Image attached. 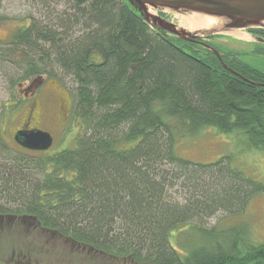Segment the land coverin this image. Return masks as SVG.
I'll return each mask as SVG.
<instances>
[{
	"label": "trees",
	"instance_id": "1",
	"mask_svg": "<svg viewBox=\"0 0 264 264\" xmlns=\"http://www.w3.org/2000/svg\"><path fill=\"white\" fill-rule=\"evenodd\" d=\"M67 1L74 11L60 30L31 20L7 49L27 62L24 81L50 76L47 62L72 77L82 133L72 148L41 151L39 173L16 150L0 166V215L30 218L110 260L264 264V243L246 242L244 225L205 226L220 211L242 213L264 183L230 157L204 164L175 151L178 136L207 126L243 131L264 150V73L156 31L128 0ZM23 47L40 59L19 55ZM183 235L180 251L171 239Z\"/></svg>",
	"mask_w": 264,
	"mask_h": 264
},
{
	"label": "rangeland",
	"instance_id": "2",
	"mask_svg": "<svg viewBox=\"0 0 264 264\" xmlns=\"http://www.w3.org/2000/svg\"><path fill=\"white\" fill-rule=\"evenodd\" d=\"M72 11L73 4L67 0H0V130L10 149L3 150V154H0V166L10 162L17 150L25 153L33 172L39 173V169L34 166L37 164L36 158L43 155L41 151L26 149L15 141L14 133L24 123L28 112L25 108L26 100L21 101L23 89L32 78L27 81L22 79L28 65L24 58L8 53L7 47L12 36L31 20L38 25L60 30V16ZM162 16L192 29L190 25L183 24L186 19L180 13L166 11ZM249 37L246 29H239L219 34L206 43L224 54L226 59L232 57L236 62L264 73V42ZM21 49L19 55H37L36 59H40L38 53H32L24 47ZM47 63L46 69L52 74L45 76L37 90V116L32 119L31 126L52 133L55 140L48 151L55 154L75 146L77 136L82 133V124L74 117L76 83L59 65ZM62 96L66 99L65 106L61 104ZM10 106H18L12 118L13 107ZM4 111L6 114L2 117ZM175 151L181 158L204 164L215 162L224 156L230 157L234 167L264 183V150L251 147L243 131L226 133L214 126H207L194 135L178 136ZM5 201H1V204L5 205ZM7 205L14 206L12 203ZM215 225L222 228L244 225L247 227L244 237L246 242L264 243V192L255 194L242 213L227 214L220 211L205 223L206 227ZM186 238L185 235L172 237L171 242L176 249L182 251ZM0 263L136 264L118 258L107 259L87 246H78L69 238L47 231L35 225L34 220L20 217L15 212H11V216L0 215Z\"/></svg>",
	"mask_w": 264,
	"mask_h": 264
},
{
	"label": "water",
	"instance_id": "3",
	"mask_svg": "<svg viewBox=\"0 0 264 264\" xmlns=\"http://www.w3.org/2000/svg\"><path fill=\"white\" fill-rule=\"evenodd\" d=\"M136 8L142 19L156 31L176 36L190 42L204 43L217 54L224 66H228L217 49L204 40H209L219 34L239 29H264V0H128ZM170 11L183 16L199 14L217 19L208 28H185L162 16ZM249 33V32H248ZM253 39L264 42V37L249 33ZM232 72L238 74L232 69ZM45 77L38 76L26 87V93L36 92ZM15 141L26 149L48 151L54 144V136L50 131L41 128L17 130Z\"/></svg>",
	"mask_w": 264,
	"mask_h": 264
},
{
	"label": "flooded vegetation",
	"instance_id": "4",
	"mask_svg": "<svg viewBox=\"0 0 264 264\" xmlns=\"http://www.w3.org/2000/svg\"><path fill=\"white\" fill-rule=\"evenodd\" d=\"M251 34H255V35H259V36L264 37V30L253 31ZM204 42H207V40L206 41L204 40ZM195 43H198L204 47H207L204 43H201V42H195ZM25 90H26V88L23 89V96L21 98V101L23 102V100H26L25 108L28 110V112H27V117L24 120V123L17 130L32 129L34 127V126H31L32 119H34L35 116H37V107H38V102H39V100H37V93H38L37 90L38 89L34 93H32V92L26 93ZM65 101H66V99L62 96V98H61L62 106H65ZM67 106L70 107L69 104ZM54 140H55V138H54Z\"/></svg>",
	"mask_w": 264,
	"mask_h": 264
},
{
	"label": "bare ground",
	"instance_id": "5",
	"mask_svg": "<svg viewBox=\"0 0 264 264\" xmlns=\"http://www.w3.org/2000/svg\"><path fill=\"white\" fill-rule=\"evenodd\" d=\"M184 19H186V22L183 24L187 26L190 25L192 28H208L214 25L217 21V19L213 17L199 14L185 15Z\"/></svg>",
	"mask_w": 264,
	"mask_h": 264
},
{
	"label": "crops",
	"instance_id": "6",
	"mask_svg": "<svg viewBox=\"0 0 264 264\" xmlns=\"http://www.w3.org/2000/svg\"><path fill=\"white\" fill-rule=\"evenodd\" d=\"M249 38H252V37L250 36ZM252 39H253V38H252ZM253 40H255V39H253Z\"/></svg>",
	"mask_w": 264,
	"mask_h": 264
}]
</instances>
